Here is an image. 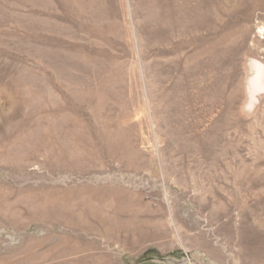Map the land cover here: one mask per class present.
Here are the masks:
<instances>
[{
	"label": "rangeland",
	"instance_id": "374dc122",
	"mask_svg": "<svg viewBox=\"0 0 264 264\" xmlns=\"http://www.w3.org/2000/svg\"><path fill=\"white\" fill-rule=\"evenodd\" d=\"M264 0H0V264H264Z\"/></svg>",
	"mask_w": 264,
	"mask_h": 264
},
{
	"label": "bare ground",
	"instance_id": "6f19581e",
	"mask_svg": "<svg viewBox=\"0 0 264 264\" xmlns=\"http://www.w3.org/2000/svg\"><path fill=\"white\" fill-rule=\"evenodd\" d=\"M258 59L259 58L254 57V56H248L247 58L248 75L246 78V89H247V94H248V100L245 104L247 109H253L258 103V93H256L257 90H256V85H255L257 83V80L254 76V74L257 72Z\"/></svg>",
	"mask_w": 264,
	"mask_h": 264
},
{
	"label": "water",
	"instance_id": "95a60500",
	"mask_svg": "<svg viewBox=\"0 0 264 264\" xmlns=\"http://www.w3.org/2000/svg\"><path fill=\"white\" fill-rule=\"evenodd\" d=\"M257 83L256 85V90L258 93V102H259V97L264 93V62L262 60L258 59L257 63V72L254 74Z\"/></svg>",
	"mask_w": 264,
	"mask_h": 264
}]
</instances>
